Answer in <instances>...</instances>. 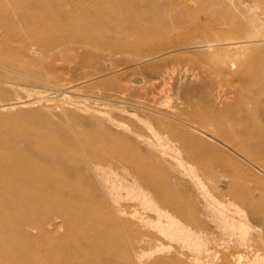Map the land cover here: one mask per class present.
<instances>
[{
    "label": "rangeland",
    "instance_id": "1",
    "mask_svg": "<svg viewBox=\"0 0 264 264\" xmlns=\"http://www.w3.org/2000/svg\"><path fill=\"white\" fill-rule=\"evenodd\" d=\"M68 1L22 0L17 4L0 0L4 5L0 26H65L61 5ZM82 1L77 10L68 9L78 18L73 33H81L86 20H96L101 26L115 20L129 22L158 6L166 8L168 2ZM216 1L203 0L200 7L179 10L186 18L210 25L215 15V38L220 40L224 58L217 66L221 75L208 74L210 69L203 63L215 58L205 48L197 49L189 61L159 57L162 66L157 69L146 63L142 68L126 65L129 55L70 64L66 77L73 86L71 93L17 78L12 84L0 83V143L24 146L30 133L41 134L59 156L56 163L42 162L53 177V188L46 194L57 199L24 205L15 201L11 207L22 205L23 212L40 226L44 219L39 206L65 211L74 218L62 222L56 215L45 223L43 232L32 229L34 239L20 248L28 257L22 260L24 264H35L30 260L33 257L70 258L74 248L79 249L74 259L84 261L96 255L91 264H264V97L244 103L246 97L235 87L264 89V0H223V5ZM113 64L122 66L103 71ZM171 66L174 74L165 76L162 84L175 99L183 97L179 106L200 114L220 111L225 116L222 121L216 117L211 126L184 127L179 125L176 114L180 111L174 100L159 105L164 96L156 92L144 88L119 91L130 82L155 78ZM231 115L244 119L246 131H261L262 137L247 140L251 158L240 157L225 138L237 129L227 120ZM132 157H148L153 162L137 175L112 169L116 160ZM67 160L71 163L65 164ZM206 174L223 182V199L213 198L209 205L199 194H210L203 182ZM54 222L61 226L55 227ZM95 222L108 223L100 237L114 235L111 248L127 253L121 260L107 263L95 246H86L78 238ZM5 237L0 234V239ZM4 255L11 257L0 248V256Z\"/></svg>",
    "mask_w": 264,
    "mask_h": 264
},
{
    "label": "bare ground",
    "instance_id": "2",
    "mask_svg": "<svg viewBox=\"0 0 264 264\" xmlns=\"http://www.w3.org/2000/svg\"><path fill=\"white\" fill-rule=\"evenodd\" d=\"M12 1L17 4L24 3L22 0ZM94 1L99 3L100 0ZM216 2L220 5L225 3L223 0H217ZM261 2L264 3V1ZM82 3V0H69L61 5L63 12L66 14L65 26H0V83L12 84L14 83L12 79L17 78L41 84V87L55 89L62 93H71L73 86L69 82L70 79L68 80L66 77L67 71L71 70L70 64L87 63L92 58L111 61L120 55H129L130 59L126 62V65L142 68L143 64L146 63L149 67L157 69L162 66V63L157 60L159 57L172 56L174 60L176 59L175 61L177 59H181V62L189 61L197 55L200 49L205 48L215 58L209 63H203L205 67L210 69V71H207L208 74H222V70L217 67L218 61H223L224 58L220 52L222 49L221 44L218 43L220 40L215 38L218 32L217 28L214 27L215 24H218V20L214 18L215 15H213L212 25H210L196 18H186L183 11L179 10V8L200 7L203 5V0H168L166 8L158 6L149 14L144 16L135 15L130 18L129 22L115 20L109 26H101L100 23L97 24L96 20L91 23L86 20L82 25L83 31L73 33L72 30L77 25L78 18L74 12H69L68 9L77 10ZM3 7V4L0 5V10H3ZM64 53L68 57H65ZM119 66H122V64H113L108 70L103 71L112 72ZM60 68H62L61 71ZM170 69L155 78L149 79L148 77V79H145L146 77H144V80L130 82L119 91L122 94L136 92L144 88L148 92H156L154 94H157V96H164L163 99L159 98L160 101L157 102L159 105H167L169 100H174L175 109L180 111L176 114L179 125L184 127L200 129V126H211L214 121L213 118L217 117L218 122L225 118L222 112L217 110L214 113L200 114L196 110H187L180 107L179 99L182 101L184 100L183 97L175 99L171 95L172 91L170 92L169 88L166 89L165 84H162V79L165 76L174 74L172 72L175 67L171 66ZM224 81L231 83L228 80ZM220 82L223 83V80H220ZM235 87L238 94L244 95V98L246 97L244 103L258 102L264 97L263 88L254 90L240 85ZM157 90L159 91L157 92ZM64 99L66 101V97ZM227 120L237 127L235 133L225 135L227 142L237 149L235 151L241 155L240 157L251 158L252 151L251 148L248 149L246 146L247 140L262 137L261 131L258 129L252 132L246 131L243 128L245 121L239 116L231 115ZM177 139L179 143L182 142L181 138ZM141 141L143 140L141 139ZM23 145L0 143V234L6 235L5 239H0V248L6 249L7 254L11 256H0V264H24L22 260L28 259V257H25L26 254H22L20 248L25 242L30 243L34 239L31 233L32 229L43 232L45 223L56 215L62 218V222L70 220L72 222L74 220L65 211L39 206V209H42L41 215L44 219V225L40 226L23 212L22 205L11 207L15 201H20L24 205L25 202L37 203L57 199L46 194L53 188V177L46 172L43 167L45 164L42 163L43 160L50 163L58 162L59 156L56 148L50 146V142L45 136L31 133L24 139ZM249 147H251L250 144ZM169 160L173 162V158ZM152 162L153 160L148 157H132V159L116 160V164L112 166L114 168H111L129 171L133 175H137L142 169L146 170ZM64 163L69 164L71 161L67 160ZM156 164L160 165L161 161L156 159ZM155 180L154 182H156ZM203 182L210 189V194L199 191L203 203L209 205L213 198L224 196L222 179L206 174L203 176ZM107 224H102V222L90 223L78 234V238L86 246H95L98 254L100 253L107 263H112L121 260L127 253L120 250L115 251L111 248L109 242L113 240V234L100 237L101 229L109 226ZM54 226L60 227L61 225L54 222ZM90 235H95V238L91 239ZM116 236L118 237V235ZM78 251L79 249L74 248L72 251L74 254H71L70 258L52 255L45 260L36 259V257L30 258V260L33 259L31 262L35 264H91L96 259V255L90 259H84V261L72 258L76 256ZM128 257L130 258L129 254Z\"/></svg>",
    "mask_w": 264,
    "mask_h": 264
}]
</instances>
